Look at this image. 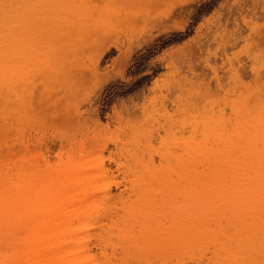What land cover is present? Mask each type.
<instances>
[{
    "label": "rangeland",
    "instance_id": "rangeland-1",
    "mask_svg": "<svg viewBox=\"0 0 264 264\" xmlns=\"http://www.w3.org/2000/svg\"><path fill=\"white\" fill-rule=\"evenodd\" d=\"M0 1L4 7L12 4L10 10L15 6ZM26 4L19 16V8L14 7L13 17L7 12L10 24L0 23V33L17 23L23 33L22 20L43 16L39 6ZM55 5L49 7L53 21L47 35L16 30L6 37L21 45L0 69L21 68L22 77L19 83H4L0 93V184L31 173L45 177V166L88 162L95 180L110 186L107 198L103 186L90 193L75 221L93 222L100 214L104 223L82 231L93 235L91 264L106 260L101 239L116 255L112 264H264V210L254 219L260 204L254 189L238 187L236 196L222 194L211 203H198L197 193L188 198L182 190L234 187L236 178L219 168L226 156L215 168L203 160L214 154L208 151L223 154L230 142L236 145L229 155L235 162L253 161L256 152L264 157V131L249 125L264 122V0H53L50 6ZM111 43L119 48L111 46L99 61L104 44ZM240 125L256 136L240 135ZM188 143L201 149L200 156L180 183L175 159L186 155ZM253 171L249 167L245 178H255ZM138 196H151L163 206L173 202L180 216L204 214L216 229L209 227L203 240L189 233L167 258L152 242L142 256L127 236L133 227L139 234V224H133L142 214L128 216L132 207L131 213L139 211L133 202ZM244 199L255 203V211ZM22 211L0 198V242L13 243L33 229L30 222L15 226ZM163 213L168 214L159 208L154 215L163 218Z\"/></svg>",
    "mask_w": 264,
    "mask_h": 264
},
{
    "label": "bare ground",
    "instance_id": "bare-ground-1",
    "mask_svg": "<svg viewBox=\"0 0 264 264\" xmlns=\"http://www.w3.org/2000/svg\"><path fill=\"white\" fill-rule=\"evenodd\" d=\"M9 1L10 3H15L12 10H10L12 8V4H7L6 6L8 7H4L3 5H5V3L0 1V5L3 6V10H6V12H2L7 14L4 15V13L2 15L3 17L1 16L2 13L0 14L1 24H10L9 22L11 18L9 17L12 16V13L16 15V12L18 11L17 16L22 14V11H19L21 8L20 5L23 6L26 1L27 4L24 5L25 8L29 4L31 5H29L28 8L32 5L39 6V9L43 11V16L41 18H31V15H29L27 19L22 20V23L25 21L23 33L28 35L40 34L41 36L48 34L47 26L51 24V21H53L52 15L49 13V7L54 9L58 4L50 6L53 0H20L24 3H20L17 7L16 4L20 1L18 3H16L17 0H8V2ZM4 2H6V0ZM14 7L20 8L15 12ZM0 10L2 9L0 8ZM36 10L32 13H36ZM8 11L11 12V14L7 13ZM8 14H10L9 17ZM15 18L14 23L17 22ZM37 23L39 24L36 27ZM1 24L0 27L2 28ZM17 25L18 26L14 25L13 27L11 24V29H8V27L5 26L3 31H1L2 34L0 33V65L3 64L2 60L4 58L15 54L18 51V47L21 45L15 38H12L10 42H7L6 40L7 36L15 35L17 34V31L22 33L21 27L23 26L20 25L19 27L18 23ZM15 26L18 28H15ZM19 28H21V30H19ZM6 45L9 46L10 52L4 51ZM111 46L119 48L118 44H104L103 51L101 49L100 51L102 52L100 53L99 51L100 54L96 58L100 61L104 54L111 50ZM35 49L37 50L38 48L36 47ZM33 55L38 57L39 54L34 52ZM127 55L128 53L125 58H121H123V60L127 59ZM118 58L120 59H118L119 63L122 64V59L120 57ZM124 63H127V61L123 62V64ZM21 77V68L18 70L13 67H8L4 70L0 69V79L2 81L0 84V93L4 87V83L7 86L12 85L15 82L19 83ZM75 78L77 77L75 76ZM23 105L24 101H21V106ZM29 106L31 107V104H29ZM24 107L25 106H23V108ZM249 125H257L259 129L264 131V122L256 123V121H254ZM238 127L240 135L249 131L245 130L244 126L240 125ZM249 132L250 134H248V136H251L253 139L256 134L253 131ZM235 148L236 145H234L233 142H230L228 146L224 148L225 150L221 151L223 154H220L217 150L208 151V153L214 154H207L203 159L208 162L207 167L215 168V163L221 160L223 156H226L225 164L222 163L224 166H220L219 168H221L228 176L230 175L236 178L234 187L231 185L220 186L217 184L199 191L184 186V188L182 187V190L186 192V196L188 198H193L197 193L196 202L200 200L203 203H211L213 202V198H222V194L228 195L230 193H234V196H236L235 193L239 191L240 187H242L246 192L254 189L253 196L257 200H260L259 207H256L258 210H254L255 203L250 202L251 200L244 199V201L248 202L245 207L252 208L253 211H255L254 219H259L262 211L264 210V164L262 163V160L264 161V157L260 158L259 153L256 152L255 155L258 158H254L253 161L249 157V159L240 158L238 162H235L229 157ZM186 150L187 152L185 156H180L175 159L176 164L181 165V167H179L180 165L178 166V169L180 168L181 172L179 180L180 183H182V181H186L187 177L192 174L191 170H193L194 167L192 163L195 161L198 162L200 155L196 153L200 152L201 149L193 150L191 145L188 143ZM249 167L254 169L253 172L256 175L255 178H245L246 171ZM44 169L49 173V175H46L45 177H39V174L34 175V173H31L26 178L21 177L18 180L12 177L4 178L3 184H0V198L4 201H8L10 205L12 204L21 210L22 208L25 209V211H22V214H20L19 219L15 220V226L22 228L28 222L33 224V229H31L27 235H19L18 238L15 237L13 243L3 241L0 242V264H91V262L95 260L96 256L90 252L91 246L89 242L93 235L85 234L82 231L84 230V227H87L88 225L103 227L104 223H102V218L99 216L100 214L96 216L98 219L93 222L87 223V217L81 219L80 224L78 225H75V221L78 219L80 213L87 207L85 205V200L88 199L87 197H89L90 193H95L96 189L102 187L103 184L95 180L96 173L92 167H90L88 162L87 164L86 162H77L75 164L67 162L63 163L58 168L49 169L48 166H45ZM240 174L241 176L238 179L237 175ZM85 178H88L89 181L86 182L84 180ZM238 182H240V185H238ZM14 189H16V192H14ZM108 189H110L109 184L104 185L101 188V192L105 194L106 198L109 196L107 193ZM174 190L176 189L174 188ZM31 201H33L32 205H30L32 203ZM155 201L156 200L151 196H138V198L133 201L135 205L138 204V207L140 205V208H137L136 205V208L137 210L139 209V211H136L135 213H131V211H134V207H132L134 203H132L133 205L130 204L132 205L131 207L133 210L130 211L129 209V219H135L134 216H130H136L139 213L142 214L141 216L143 217H141L138 223L133 224H139V234H136L135 227H133V229L128 230L127 236L129 241L134 245L136 253L140 251L142 256L144 253L148 252L147 249L152 247V245H150L152 242L154 247L157 245V247L162 248L161 252L163 257L167 258L169 257L170 252L172 255L177 253V251L182 247V243H185L186 238H190L188 236L189 233H195L199 240H203L208 235L206 231L209 227L216 229L213 227V224L210 223L211 221H209V218L206 216L203 217L204 214L202 216L200 213L185 214L180 216L174 213L175 209L173 210V202H167V205L163 206L165 203L158 205L156 204L157 201ZM98 205H100L99 208L102 207L101 201ZM159 208H161V211L168 212L167 215L166 213H163L165 222H163V218H159L158 215H154L157 213ZM170 208H172V210ZM7 219L9 218L6 217L5 220ZM139 241L142 242L141 245H139ZM98 246L102 249L101 254L106 260L104 263L94 262L92 264H112L111 258L116 255L115 253H108V246L110 245H108L105 240L101 239Z\"/></svg>",
    "mask_w": 264,
    "mask_h": 264
}]
</instances>
